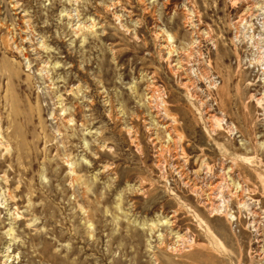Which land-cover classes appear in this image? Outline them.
<instances>
[{"label": "rangeland", "instance_id": "rangeland-1", "mask_svg": "<svg viewBox=\"0 0 264 264\" xmlns=\"http://www.w3.org/2000/svg\"><path fill=\"white\" fill-rule=\"evenodd\" d=\"M0 141V264H264V0H0Z\"/></svg>", "mask_w": 264, "mask_h": 264}, {"label": "bare ground", "instance_id": "bare-ground-1", "mask_svg": "<svg viewBox=\"0 0 264 264\" xmlns=\"http://www.w3.org/2000/svg\"><path fill=\"white\" fill-rule=\"evenodd\" d=\"M242 18H243V17H242ZM32 41H33V40H32ZM167 41H168V40H167ZM34 46H35V45H34ZM34 51H35V50H34ZM39 72H40V71H39ZM45 76H46V75H45ZM218 120H219V119H218ZM1 141H2V140H1ZM1 141H0V142H1ZM2 144H3V143H2ZM59 152H60V151H59ZM216 186H217V185H216ZM213 190H214V189H213ZM204 193H205V192H204ZM220 198H221V197H220ZM241 201H242V200H241Z\"/></svg>", "mask_w": 264, "mask_h": 264}]
</instances>
